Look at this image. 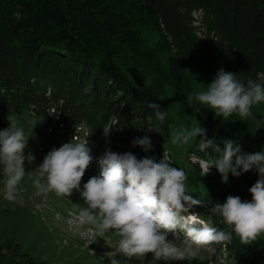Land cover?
I'll list each match as a JSON object with an SVG mask.
<instances>
[{"label":"trees","instance_id":"1","mask_svg":"<svg viewBox=\"0 0 264 264\" xmlns=\"http://www.w3.org/2000/svg\"><path fill=\"white\" fill-rule=\"evenodd\" d=\"M199 68L212 79L221 68L245 82L264 75V0H0V130L22 111L46 124L82 126L88 139L114 125L112 151L159 161L170 136L171 88L208 139H230L233 116L223 120L194 99ZM149 103L167 113L160 133L148 130L158 124ZM257 116L259 126L236 139L246 153L264 150V118ZM145 135L147 153L132 144ZM196 139L188 153L214 160L218 154L205 155ZM190 164L189 194L205 201L195 211L229 230L210 209L228 195L250 201L258 174H229L224 184L214 167L203 175ZM208 249L224 254L225 264H264V235L252 245L233 235L226 247ZM39 263L14 239L0 241V264Z\"/></svg>","mask_w":264,"mask_h":264},{"label":"clouds","instance_id":"2","mask_svg":"<svg viewBox=\"0 0 264 264\" xmlns=\"http://www.w3.org/2000/svg\"><path fill=\"white\" fill-rule=\"evenodd\" d=\"M194 99L223 120L234 114L246 120L252 116L253 106L264 103V75L245 82L237 78V73L221 68L205 91L194 93ZM148 107L158 122L148 130L160 133L159 124L165 121L167 113L157 103H149ZM7 119L9 127L0 130V175L4 199L14 202L20 183L29 174L25 161L34 160L26 149L29 138L35 137L33 126L26 133L13 115ZM113 126L104 128L105 137ZM90 135L81 138L76 132L70 142L48 151L37 167L33 185L37 195L54 192L68 198L73 190L80 193L87 205L78 213L80 223L91 225L96 237L107 232L120 237L116 250L105 253L110 264H121L116 258L121 255L125 260L152 254L155 261H181L194 258L201 248L226 247L232 243L233 235L242 245H252L264 235V150L246 153L237 140L208 139L206 129L199 124L170 133L172 144H186L199 137L196 141L201 152L207 155L205 150L210 149L218 154L211 162H205L203 175L214 167L221 183L227 184L229 174L239 177L253 170L258 174L248 189L250 201L228 195L222 204L217 202L210 209L228 226L229 230H225L195 211L205 201L189 194L185 171L172 166L164 154L157 161L155 157L137 158L131 152L120 154L106 148L98 158L99 175L89 178L81 189L82 178L93 162ZM132 144L145 153L152 149L148 135L135 138ZM170 234L172 239L168 238ZM181 234L183 247L176 243Z\"/></svg>","mask_w":264,"mask_h":264},{"label":"rangeland","instance_id":"3","mask_svg":"<svg viewBox=\"0 0 264 264\" xmlns=\"http://www.w3.org/2000/svg\"><path fill=\"white\" fill-rule=\"evenodd\" d=\"M194 16L199 17V13L194 12ZM186 67L195 69L194 66L186 65ZM211 81L210 73L199 68L193 81L195 91H205ZM167 92L174 101V108L170 111L172 118L170 133L194 127V120L187 110L188 105L183 96L174 93L171 88H168ZM187 99L191 103L192 96L189 95ZM251 111L252 116L246 120L233 115L232 129L228 132L230 139L236 140L259 126L260 121L257 115L264 118V103L253 106ZM10 115L16 118L18 126L22 127L26 133L33 126L35 138H29L26 154L30 152L34 160L25 161V170L29 174L20 183L17 199L14 202L4 199L3 176L0 175V241L6 238L14 239L39 261V264H110L105 253L116 250L120 237L111 232L105 233L103 237H96L91 225L80 223L78 213L81 208L87 207L80 193L73 190L68 198L57 196L54 192L37 195L33 185L37 167L42 163L47 152L54 147L59 148L63 143L70 142L76 132L81 138L86 137V129L82 126L69 128L46 124L32 117L28 111ZM7 122L9 124L8 119ZM194 140L186 144H172L169 136L164 151V155L172 162V166L183 169L186 174L191 165L190 162L198 163L201 173L206 162L198 159L194 153H188ZM89 141L93 162L82 178L81 189L89 178L99 175L98 158L102 156L106 148H109V136L105 137L102 134ZM168 238L173 237L170 234ZM182 239L181 234V239L176 241L178 246L183 247ZM116 258L121 261V264H225V255L218 254L208 247L199 249L194 258L181 261H155L152 254L132 260H125L122 255Z\"/></svg>","mask_w":264,"mask_h":264},{"label":"built area","instance_id":"4","mask_svg":"<svg viewBox=\"0 0 264 264\" xmlns=\"http://www.w3.org/2000/svg\"><path fill=\"white\" fill-rule=\"evenodd\" d=\"M212 171V168H210V171L209 172H211Z\"/></svg>","mask_w":264,"mask_h":264}]
</instances>
